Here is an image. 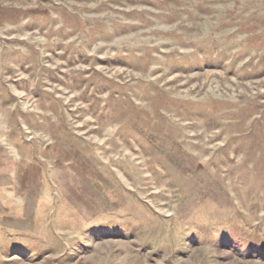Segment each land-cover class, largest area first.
Returning a JSON list of instances; mask_svg holds the SVG:
<instances>
[{
    "label": "rangeland",
    "instance_id": "obj_1",
    "mask_svg": "<svg viewBox=\"0 0 264 264\" xmlns=\"http://www.w3.org/2000/svg\"><path fill=\"white\" fill-rule=\"evenodd\" d=\"M0 264H264V0H0Z\"/></svg>",
    "mask_w": 264,
    "mask_h": 264
}]
</instances>
